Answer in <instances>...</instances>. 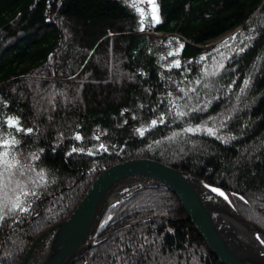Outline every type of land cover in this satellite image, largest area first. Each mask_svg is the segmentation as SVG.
<instances>
[{"label": "trees", "instance_id": "1", "mask_svg": "<svg viewBox=\"0 0 264 264\" xmlns=\"http://www.w3.org/2000/svg\"><path fill=\"white\" fill-rule=\"evenodd\" d=\"M158 6L150 36L127 0H0V173L18 183L0 186V264L134 158L222 189L264 230V0ZM156 35L181 42L171 62ZM74 264L221 263L176 195L148 187L107 209Z\"/></svg>", "mask_w": 264, "mask_h": 264}, {"label": "water", "instance_id": "2", "mask_svg": "<svg viewBox=\"0 0 264 264\" xmlns=\"http://www.w3.org/2000/svg\"><path fill=\"white\" fill-rule=\"evenodd\" d=\"M198 183L225 194L202 178L158 160L134 158L114 164L93 180L68 218L31 241L19 264H74L96 241L105 212L114 204H108L114 192L135 184L141 185L136 191L163 187L175 194L188 221L221 264H264V230L245 220L226 194L230 204L227 210L212 204ZM237 227L253 233L262 247Z\"/></svg>", "mask_w": 264, "mask_h": 264}, {"label": "rangeland", "instance_id": "3", "mask_svg": "<svg viewBox=\"0 0 264 264\" xmlns=\"http://www.w3.org/2000/svg\"><path fill=\"white\" fill-rule=\"evenodd\" d=\"M127 2L130 4V6L134 9V11L136 12L138 19H139V23H140V29L143 30L144 32H146L147 34H149L150 36H152V30L154 28L155 25H157L159 22H161V16H160V12H159V6H158V0H154V8H155V14L158 17L159 22H155L152 19L153 16V4L149 2V0H127ZM156 37H158V39H156L155 41H157V43H160L161 46H163L162 51H163V56L167 58V62H171V58L173 56H176L180 49H181V42L178 39H173V38H169L168 40H161L159 35H156ZM5 142H7V146L5 145ZM11 145V142L6 140L4 141V143H2V150H0V161H4V162H8V160L10 159L8 157L9 154V147ZM5 153H7V155H5ZM20 161H25V158H20ZM22 161V162H23ZM5 163L2 162V166ZM1 166V165H0ZM18 170V169H17ZM24 169L22 168V170L20 169V172H22ZM19 172V173H20ZM3 173V172H2ZM18 173V172H17ZM16 177L18 178L19 181V176H17V174H15ZM8 176V170H6L3 174V178L0 179L1 181V187L7 183L9 181V184L7 187L11 186V190L12 192L15 191V189H17L18 187V183L17 180L12 182L10 181V179H12V176H8L9 179H5ZM21 176V175H20ZM5 179V180H4ZM13 183H16V186L13 185ZM17 187V188H16ZM140 187V185H129L124 187L122 190L123 192V196L122 198L128 197L130 196L132 193H130L129 191L133 188H137ZM9 189V188H8ZM11 193V192H10ZM118 200L117 202L123 200V199ZM117 202H115L114 204H116ZM112 206V205H111ZM63 221V220H62ZM58 223V222H57ZM102 223V222H101ZM51 227V226H50ZM101 227V224L99 226V228ZM98 228V229H99ZM47 230V229H46ZM41 234V233H40ZM31 243V242H30ZM29 243V244H30ZM29 246V245H28ZM28 248V247H27ZM27 250V249H26ZM23 257V256H22ZM22 259V258H21ZM21 261V260H20Z\"/></svg>", "mask_w": 264, "mask_h": 264}, {"label": "bare ground", "instance_id": "4", "mask_svg": "<svg viewBox=\"0 0 264 264\" xmlns=\"http://www.w3.org/2000/svg\"><path fill=\"white\" fill-rule=\"evenodd\" d=\"M198 184H199V186L202 188V192H204L205 195L211 200V203H212V204H218V205H220L222 208H224V209H226V210H227V208L230 207V204H229L228 200L225 199L223 196H221V195L218 194L219 192H221L220 190L216 189L217 192H213V191H212L213 187H210V186L205 185V184H203V183H198ZM140 186H141V185H140ZM137 188H138V187H137ZM137 188H136V189H137ZM122 189H123V188H120L119 190H117V191L114 192V194L112 195V197H111L110 200L108 201V204H113V203L117 202L119 199L122 198V196H123V192H122L123 190H122ZM136 189L133 188V189H131L129 192L133 194V192H135ZM214 189H215V188H214ZM229 201H230V200H229ZM231 204H232V203H231ZM220 217H222V216H220ZM225 218H226V217H223V219H225ZM228 224H229V223H228ZM230 224L233 225L234 227H236V226L234 225V222H233V221H231ZM237 229H238L241 233H243V235H245V236H247L248 238L252 239L253 242L256 243V245L262 247L261 243L258 241V239L254 236L253 233H251V232H247V231H245V230H243V229H241V228H238V227H237Z\"/></svg>", "mask_w": 264, "mask_h": 264}, {"label": "snow or ice", "instance_id": "5", "mask_svg": "<svg viewBox=\"0 0 264 264\" xmlns=\"http://www.w3.org/2000/svg\"><path fill=\"white\" fill-rule=\"evenodd\" d=\"M149 2L150 3H152L153 4V16H152V19H153V21H155V22H159V20H158V17L156 16V14H155V8H154V0H149ZM9 123H12V121H9ZM156 122L155 121H153V124H155ZM30 131V130H29ZM188 131H192L191 129H189ZM78 139H79V137H77ZM4 146H7V142H5V145ZM5 155H7V153H5ZM3 178V173H0V179H2ZM212 191L213 192H217V190L216 189H212ZM219 195H221V196H223L225 199H227V197L225 196V194L223 193V192H219L218 193ZM259 238V237H258Z\"/></svg>", "mask_w": 264, "mask_h": 264}]
</instances>
